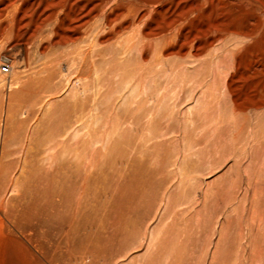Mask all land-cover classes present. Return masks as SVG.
<instances>
[{"label":"rangeland","instance_id":"obj_1","mask_svg":"<svg viewBox=\"0 0 264 264\" xmlns=\"http://www.w3.org/2000/svg\"><path fill=\"white\" fill-rule=\"evenodd\" d=\"M233 14L174 76L114 44L42 57L0 21V264H264V15Z\"/></svg>","mask_w":264,"mask_h":264},{"label":"bare ground","instance_id":"obj_2","mask_svg":"<svg viewBox=\"0 0 264 264\" xmlns=\"http://www.w3.org/2000/svg\"><path fill=\"white\" fill-rule=\"evenodd\" d=\"M6 12L12 15H4ZM233 13L264 15V0H0V21H8V25L2 28V34L13 31L14 37L22 36L27 46L37 49L39 56L47 57L59 46L77 45L79 58L87 64L90 59L100 56L103 45L114 44L123 57L130 55L132 58L135 49L142 58L156 52L159 71H169L173 76L187 71L188 64L196 62L198 57L207 53L215 43H221L229 34L239 36L237 29L228 30L226 26V30L222 29L223 19L213 21L214 24L203 23L206 15ZM261 19L260 29L264 28V18ZM136 29L140 31L137 38L136 34H129ZM251 33L247 32L253 38ZM126 34L129 35L124 38ZM48 66L43 64L40 74L44 76L39 77L45 85H50L55 78Z\"/></svg>","mask_w":264,"mask_h":264},{"label":"built area","instance_id":"obj_3","mask_svg":"<svg viewBox=\"0 0 264 264\" xmlns=\"http://www.w3.org/2000/svg\"><path fill=\"white\" fill-rule=\"evenodd\" d=\"M12 72V65L8 58L0 56V73L9 75Z\"/></svg>","mask_w":264,"mask_h":264}]
</instances>
